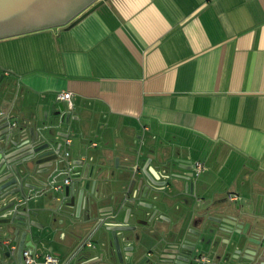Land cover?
Returning <instances> with one entry per match:
<instances>
[{
  "label": "crops",
  "instance_id": "1",
  "mask_svg": "<svg viewBox=\"0 0 264 264\" xmlns=\"http://www.w3.org/2000/svg\"><path fill=\"white\" fill-rule=\"evenodd\" d=\"M73 21L0 40V117L36 127L38 107L51 119L56 95H72L70 125L47 138L69 153L55 185L81 174L79 161L93 166L94 189L133 193L147 161L160 181L179 161L201 163L195 196L158 207L202 231L195 255L210 264H264L253 258L264 249V0H107ZM220 213L253 243L234 248L218 224L201 226ZM178 227H161L166 241Z\"/></svg>",
  "mask_w": 264,
  "mask_h": 264
},
{
  "label": "water",
  "instance_id": "2",
  "mask_svg": "<svg viewBox=\"0 0 264 264\" xmlns=\"http://www.w3.org/2000/svg\"><path fill=\"white\" fill-rule=\"evenodd\" d=\"M105 1L107 0H0V40L62 27L72 20L74 24ZM1 79L2 75H0V81ZM55 107L56 111L51 119H48L47 114L42 113L41 108L38 107L39 125L36 127L19 126L11 123V118L7 116L0 117V259L1 252L7 245L5 240L14 244L11 252L19 255L25 248H33V244L42 240V228L37 226L38 221L35 218L46 215L49 211L46 198L47 194L55 191L54 175L57 172L53 166H57L59 159L63 156L60 146L56 142L47 141L49 140L47 138L53 129L61 125L68 126L71 120L69 109H65L61 103H57ZM149 163L150 161H147L144 171L147 182L144 183L143 180L137 182L136 190L139 196L132 198L130 214L119 218L116 213L112 216L111 223H105L97 228L92 225L94 219L91 216L87 221L80 222L74 220L72 212H64L69 231L62 247L65 254L72 257L74 264H81L80 262L95 256V248H86L84 244L95 235L97 238L110 237L116 253L125 251V246L131 244H136L134 249L137 250L139 246H142L143 232L137 226L139 224L137 221L131 225L129 219L134 220L139 213L147 215L159 204L170 208V201L174 196L189 198L195 196L197 176L189 161H179L180 173H171L163 181L154 176L148 167ZM75 165L82 167V173L73 177L70 184L62 187V192L70 197L88 188L94 189L96 182L91 179L93 166L89 162L79 161ZM170 185L171 188L167 189ZM174 190L178 193L170 196ZM132 191L133 189L130 192ZM179 203L186 205L187 200H180ZM70 207L73 206L70 205ZM220 207L221 212L224 206ZM79 208L80 204H77L76 211ZM220 216H222L221 213L215 217L217 220H214L202 214L201 226L205 221L218 224L215 233L227 234L231 237L234 235L229 240L234 248L253 243L251 239L245 237L243 232L232 230L235 226L233 223L235 224L237 220L236 216L226 215L228 221L222 220ZM179 221L173 225L175 228L179 225L178 229L174 228L175 231L172 233L175 238L170 241L164 240L166 248L162 250V253L165 254L164 259L167 264H193L194 258L197 257L195 254L198 252L197 245L201 242L199 237L202 231L200 229L183 230L181 226L183 217ZM152 226L154 227L153 224ZM167 234H163L165 238ZM256 246L258 248L254 251L253 258L264 259L263 246L261 244ZM237 251L234 250V253ZM242 260L249 264L254 262V259L249 258ZM238 262L239 259L233 256L224 263L238 264Z\"/></svg>",
  "mask_w": 264,
  "mask_h": 264
},
{
  "label": "flooded vegetation",
  "instance_id": "3",
  "mask_svg": "<svg viewBox=\"0 0 264 264\" xmlns=\"http://www.w3.org/2000/svg\"><path fill=\"white\" fill-rule=\"evenodd\" d=\"M72 179H68V184ZM172 192L170 196H174ZM139 193L130 192L128 189L117 191H105L100 192L96 189L83 190L81 193H76L73 197L67 196L61 190H55L50 194H47L46 200L48 201L49 211L46 213L48 221L41 222L38 217L35 218L38 221L37 226L42 228L40 241L33 244V248H27L31 255L35 256L36 264H45V255H51L57 260V264H74L72 257L65 254L63 250V242L68 234L67 221L64 219V212L70 211L73 213L75 221L85 222L90 218L88 208L92 205L95 206V219L92 225L98 227L103 226L105 223L112 222V216L118 213L119 218L124 217L126 214H130L131 200L134 197H138ZM174 196L170 203L173 207V201H176ZM77 204H80V208L76 211ZM73 206V207H70ZM158 209V210H157ZM157 210V211H156ZM152 220L150 221V219ZM175 218L171 213H163L158 206L154 207L149 213L139 215L129 219V223L134 225L137 221V226L143 232L142 246H139L137 250L134 248L136 244L125 246L126 250L116 253L112 246V240L108 236L97 238L95 235L91 240L84 242L86 248L94 247L96 254L94 257H90L81 264H167L164 259L165 254L162 250L166 248L164 240L163 226H173L175 224ZM167 222V223H166ZM154 225V227L152 226ZM5 240L7 243L2 250V257L0 259L1 264H25L23 258V251L21 255L16 252H11L14 248V244ZM46 249H49L45 251ZM61 251V252H60ZM171 256V255H169ZM203 257L204 261H197V259ZM171 258V257H169ZM173 264V263H171ZM193 264H210V260L206 256H198L194 258Z\"/></svg>",
  "mask_w": 264,
  "mask_h": 264
},
{
  "label": "built area",
  "instance_id": "4",
  "mask_svg": "<svg viewBox=\"0 0 264 264\" xmlns=\"http://www.w3.org/2000/svg\"><path fill=\"white\" fill-rule=\"evenodd\" d=\"M56 99L58 101H60V103H61V101H65L67 103L68 109L71 110V108H72L71 107L72 95L70 93H68V92L58 93L56 95ZM64 145L66 147H69L71 145V140L70 139H64ZM63 155H64V157H67L69 155V153L67 151H65L63 153ZM192 168H193V171H194L195 175H198L202 171V165L199 162H195L192 165ZM64 185H68V179H64L62 181V183L56 184L54 186V189L55 190H61ZM228 199L229 200H236L237 197L235 195H228ZM23 258H24V263L25 264H36L37 263L36 259H35V256L31 255L29 250H24L23 251ZM197 261H202L203 262L204 258L201 257V258L197 259ZM44 263L45 264H57V260L51 255H45Z\"/></svg>",
  "mask_w": 264,
  "mask_h": 264
}]
</instances>
